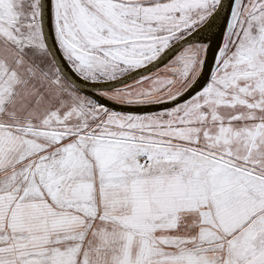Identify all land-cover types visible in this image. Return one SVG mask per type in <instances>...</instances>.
<instances>
[{"label":"snow or ice","instance_id":"snow-or-ice-1","mask_svg":"<svg viewBox=\"0 0 264 264\" xmlns=\"http://www.w3.org/2000/svg\"><path fill=\"white\" fill-rule=\"evenodd\" d=\"M0 264H264V0H0Z\"/></svg>","mask_w":264,"mask_h":264}]
</instances>
